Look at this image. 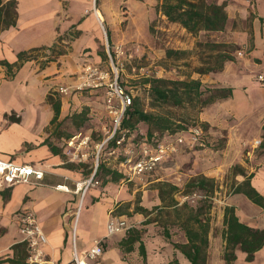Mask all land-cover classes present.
<instances>
[{
  "label": "crops",
  "instance_id": "0c3cea01",
  "mask_svg": "<svg viewBox=\"0 0 264 264\" xmlns=\"http://www.w3.org/2000/svg\"><path fill=\"white\" fill-rule=\"evenodd\" d=\"M10 1L14 4L8 6ZM195 1L203 9L220 6L226 16L223 30L200 32L199 35L209 33L210 37L236 46L237 55L224 63L222 71L199 78L208 86L232 88L230 98L205 108L199 113V120L212 130L225 131L228 151L236 152L238 145L243 149L241 153L246 151L247 161L236 160L225 169L237 166L234 185L247 180L264 197V149L260 147L261 152L256 155L253 144L242 145L247 138L253 137L249 133L252 115L256 114L254 127L258 129L254 135L259 136L255 140L261 142L264 126V98L256 104L253 95L255 90L264 92V84L256 80L257 74H264V0ZM161 2L163 0L1 1V5H5L4 11L10 13L3 19L14 25L0 30V60L15 63L19 52H27L30 58L12 78H8L6 69L0 66V159L40 168L44 173L40 180L31 176L27 184L8 186L0 181V264L25 262L27 252L17 221L24 211L35 214L47 239L42 247L44 257L54 264H73V234L81 255L94 241H100L103 264H191L184 251L174 247V244L189 245L184 220H180L183 233L179 240L166 231L161 233L154 226L156 222L148 220L150 212L147 208L144 216L135 210L132 203L135 190L131 191L130 182L113 181L101 174L95 176L100 184L90 187L80 198L74 191L75 184L88 178L93 171L89 146L82 150L87 152V159L78 163L70 161L66 147L63 148L69 139L51 138L53 132L73 137L83 132L91 135L99 128L100 118L91 112L103 108L102 101L82 100L75 95L59 96L54 91L76 84L85 64L101 67L105 60V41L111 45L122 44L126 50L148 48L153 52L160 51L159 54L164 56L163 49L152 47L153 29L168 32L176 27L177 35L181 37H176L173 43L181 49L187 47L186 38L182 37L192 35L156 11ZM238 52L242 55L238 56ZM48 96L60 103V113L54 124L51 123L54 113ZM86 107L91 112L85 114L82 129L75 131L68 118L75 112H86ZM59 122L62 123L57 128ZM88 122L96 127L90 129ZM66 126L68 128L64 130ZM48 138L52 145L62 149L60 153L50 150L45 143ZM103 164L112 170L113 163L104 159ZM218 169H214L216 175L210 178L215 183L219 179ZM160 181H164L163 178L157 177L147 184L160 185L163 183ZM57 186L69 190H59ZM218 195L216 191L212 198L214 204L208 221H202L208 224V243L202 246L204 264H264V245L253 253L251 260H247V253L240 244L228 246L224 239L225 208H232L241 224L264 230V207L243 193L232 191ZM112 216L124 218L130 229L139 233L131 249L120 246L128 236L126 230L107 234V223Z\"/></svg>",
  "mask_w": 264,
  "mask_h": 264
},
{
  "label": "rangeland",
  "instance_id": "374dc122",
  "mask_svg": "<svg viewBox=\"0 0 264 264\" xmlns=\"http://www.w3.org/2000/svg\"><path fill=\"white\" fill-rule=\"evenodd\" d=\"M160 24L161 23L156 25L160 26ZM177 34L176 27L170 29L168 32L162 31V29L158 28L153 29L154 44H152V47H154V49H163L164 56L159 54L160 51L153 52L148 48L142 51L139 48L126 50L124 46L120 44L125 53L121 57L123 61V68L119 71L118 81L124 88H126V90L131 92L133 98L139 97L141 99L145 110H152L149 107L150 97L147 92L148 85L144 83L145 80L151 77L183 79L186 74L193 71L195 66L199 65L200 54L203 58L207 56V50L197 49L196 42L200 40L204 41L206 39L224 42L217 40L215 37H210L209 33L198 35L195 39L193 36H183V39L186 38L184 42L187 47L185 49H181L180 45L173 43V40L176 37H181V35ZM168 42L171 43L168 44ZM114 46L115 44L111 45L105 41L104 48L106 58L100 67L101 69L109 70L107 50L113 54L112 49ZM166 48H172L174 50H187L188 53L180 60H166ZM227 50L231 51L230 54L234 57L237 56L236 49L229 50L227 48ZM129 55H131V57H129ZM191 77L200 78L201 76L192 73ZM74 85L64 87L67 88L66 94L60 93L58 91L59 88H57L54 93L59 96L75 95L82 100L102 101L101 103L103 104V108L100 107L98 111L94 110L91 112L89 107H86L88 108L86 113L94 112L95 114H98L100 118L99 128L97 127L90 135L89 150L91 155H89V158H91L93 162V146L102 138L101 127L109 122V118L104 107V93L103 90H77ZM253 95L257 100L256 104L264 98V92L257 90L254 91ZM166 111L171 113V118L174 122H176V124L188 126L191 129H200L201 137L204 141L203 145H196L192 148H183L182 151L172 157H169L150 174H146L141 179L131 181L130 188L131 191L135 190L132 202L135 204V207L140 206L147 208L150 212L148 220L156 222L154 226L158 228V231L161 233L166 231L169 235H172L173 239L179 240L180 235L183 233L182 228H180V220H184V225H192L194 228H196L197 225L191 220L193 214L198 215L202 221H208L209 214L211 213V209L214 204L212 200L214 193L217 191V193H219L218 196H224L228 193H232L233 191L234 173L238 171V169L235 165H232L228 169H225V166H228V164L234 163L239 159L247 161V156L245 154L246 151L241 153L243 149L240 145L237 146V151H240L239 153L237 151L234 152V150L233 152L228 151V149H226L227 138L225 131L220 129H210L206 123L199 120V112L191 108L181 109L171 107L166 109ZM251 117L252 119L250 120L251 126L249 128V133L253 135V137L247 138V141L244 142V144L242 143L243 146L247 145V147L252 146L255 138L259 137L258 135H254L258 130L256 126L254 127V123L256 124V114ZM67 125L72 126L71 123H68ZM88 125H90V129H94L96 127L92 125L91 122H88ZM67 128L68 127L66 126L64 130ZM138 128L141 132H145L146 125L141 123L138 125ZM81 135H85V133L83 132ZM64 147H67L66 143H64L63 148ZM107 152L108 150L105 149L103 154L100 155V163H102L103 159H105V162H115L114 157L112 155H108ZM260 152V146L256 147L254 154L258 155ZM217 167L220 168L218 169L219 174L217 173V175H219V179L217 180V183L213 182L212 187L208 184L203 188H196V186H193L190 182L193 178L198 176L212 178L211 176L216 175L215 170ZM157 177L163 178L164 181L160 182L176 186L177 190L173 191L170 187L166 185H159V183L147 184L150 180ZM160 186L161 193H159ZM193 195L195 196L192 197V199L181 203V198L183 196ZM142 216H144L143 213Z\"/></svg>",
  "mask_w": 264,
  "mask_h": 264
},
{
  "label": "trees",
  "instance_id": "16d2710c",
  "mask_svg": "<svg viewBox=\"0 0 264 264\" xmlns=\"http://www.w3.org/2000/svg\"><path fill=\"white\" fill-rule=\"evenodd\" d=\"M0 0V30L6 29L13 23H6L5 19L10 14L8 10L4 11L5 5H1ZM14 2H8V6L13 5ZM156 11L164 15L168 22L177 23L186 30L187 33L193 37H197L200 32H219L223 30L226 16L220 6L211 5L203 9L195 0H163L156 6ZM224 41V40H221ZM197 49H206L207 56L203 58L200 54V63L193 68L191 73L185 75L183 79H168L163 77H151L144 81L148 85V95L150 97L149 107L152 110H145L139 97L133 98L132 104L128 106L122 118V128L128 129L139 137L140 133L146 136L147 140H160L165 133L176 134L178 132H187L191 128L188 126L176 124L171 118V113L166 111L171 108H191L197 112H202L211 104L226 100L232 95V88L230 87H216L208 86L202 83L199 78H192L191 74L195 73L198 76L215 74L222 71L224 63L233 60L231 49H236V46L224 42L212 41L210 39L200 40L196 42ZM187 50H174L172 48L165 49L166 60H180L187 54ZM30 58L27 52H19L17 54V61L15 63H8L5 60H0V66L6 69V76L12 78L15 72L20 68L22 63ZM106 58V55H105ZM48 101L53 109V118L51 123L54 124L60 113L59 100H55L52 96H48ZM166 111V112H165ZM85 110L79 113H73L68 119L72 121L75 126V131H79L80 127L85 122ZM62 122L57 124V128ZM145 124V132H141L138 128L139 124ZM205 125V124H203ZM206 126V125H205ZM135 138V140L137 139ZM51 138L58 140H67L71 138V134H62L53 132ZM45 143L54 153H60L61 148H56L52 145V141L48 138ZM114 147V143L110 142L106 150ZM260 147L264 149V126H262V136ZM104 160V159H103ZM102 163H98L95 176H109L113 181L122 179V174L112 171ZM196 188H203L208 184L212 187L214 180L205 176H198L190 181ZM173 191L177 187L171 184L162 183ZM161 193V186L159 188ZM233 193H243L252 202L264 207V197L260 196L251 186L249 181H244L240 184L234 185ZM137 212L145 213L147 210L143 207H135ZM191 220L197 224V228L192 225H184L185 235L187 237L188 246H181L174 244L175 248H180L186 254L191 264H204L202 258V246H205L207 241L208 224L203 223L198 215L192 216ZM224 224L226 229L224 232V239L226 244L235 245L240 244L241 249L246 251L247 260H251L253 253L264 245V230H254L241 224L233 213L232 208H225L224 210ZM127 238L120 244L121 248L125 250L131 249L134 241L138 240L139 233L134 229L127 230Z\"/></svg>",
  "mask_w": 264,
  "mask_h": 264
},
{
  "label": "built area",
  "instance_id": "2783aa9c",
  "mask_svg": "<svg viewBox=\"0 0 264 264\" xmlns=\"http://www.w3.org/2000/svg\"><path fill=\"white\" fill-rule=\"evenodd\" d=\"M111 54L107 50V59L109 70L101 69L92 64H85L82 73L78 77L74 87L77 90L91 89L103 90L104 107L109 118L108 124L101 127L102 138L94 145L95 153L93 157L92 174L75 184L74 191L80 194L82 198L85 192L94 186L100 184L95 178L96 169L99 163V157L103 154L105 148L110 142L114 147L108 150L107 154L114 157L115 162L110 168L113 171L122 174V180L131 182L135 179H141L146 174H150L169 157L178 154L184 147L192 148L202 146L203 140L201 130L193 128L187 132H178L176 134L165 133L160 140H147L146 136L122 128V118L128 106L132 104L133 95L126 90L118 81L119 71L123 68L122 56L125 51L120 44L112 49ZM242 53L238 52V56ZM131 57V55H129ZM114 58V59H113ZM257 82L264 84V74L256 75ZM60 93L66 94L67 88L60 87ZM137 139L135 140V138ZM167 138V139H166ZM90 135H81L71 137L66 145V154L70 161L83 162L87 159V152L82 150L89 146ZM255 147L260 145V140L253 142ZM44 170L33 168L28 165H18L13 162L0 159V181L12 186L18 183H28L30 177L40 180ZM56 189L68 191L65 186H57ZM193 196H183L181 203H184ZM18 229L22 235V242L26 247L27 256L23 264H54L44 257L42 247L47 243L45 234L37 223L36 216L31 211L22 212L18 218ZM130 228L128 222L121 217L112 216L107 223V234L127 231ZM103 247L100 241H94L87 251L81 255L78 253L75 236L72 238V263L73 264H103Z\"/></svg>",
  "mask_w": 264,
  "mask_h": 264
}]
</instances>
